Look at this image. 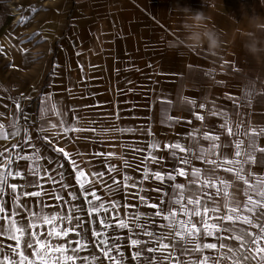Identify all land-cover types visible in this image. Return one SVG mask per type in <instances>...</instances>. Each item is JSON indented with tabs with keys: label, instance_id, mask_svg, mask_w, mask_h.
<instances>
[{
	"label": "crops",
	"instance_id": "obj_1",
	"mask_svg": "<svg viewBox=\"0 0 264 264\" xmlns=\"http://www.w3.org/2000/svg\"><path fill=\"white\" fill-rule=\"evenodd\" d=\"M48 6L39 13L45 42L34 51L40 55L37 67H31L30 58L24 61L21 77L6 72L0 63V123L5 129L23 123L17 103L36 123L69 121L82 130L69 134L78 137L74 142L61 140L60 146L74 155L82 153L76 158L83 161L81 167L89 179L94 172H104L105 180L109 176L122 180L130 175L138 187H144L141 195L154 198L151 202H156L158 194L149 189L157 182L143 181L145 170L168 171L172 166L203 170L209 167L206 162H212L217 167L236 168L237 177L219 171V179L231 176L235 181L243 167L251 179H264V158L260 153L257 156V149L264 146V134L256 138L254 146L253 137L246 134L264 129V0H54ZM197 14V22L218 37L214 48L206 39L199 46L186 39V25ZM192 100L196 103L189 102ZM198 105L204 107L200 109ZM197 112L205 117L204 121L196 118ZM176 118H181L179 124ZM186 120H191V124ZM227 128L233 129L232 136ZM209 131L221 139L205 140L203 134ZM18 139L0 140V152L10 149ZM177 141L188 149L187 154L176 150L179 160H188V165L171 159L170 151L163 147ZM241 142L243 146L237 149ZM153 143L161 146L155 153L164 158L160 165L145 160ZM216 144L221 147H214ZM237 150L243 153L239 163H235ZM96 152L115 155L96 157ZM9 154L16 153H5ZM251 156L256 157L255 163L249 160ZM224 158L234 163L225 165ZM41 164L52 167L46 161ZM64 164L72 172L71 177L66 173L65 180L71 187L60 194L69 204L46 196L48 213L67 214L73 204L86 206L75 172L67 160ZM110 165L117 172H109ZM176 182L188 183L182 177ZM44 187L54 191L59 185L49 182ZM94 187L105 202L119 201L121 207L110 221L113 224L117 223V216L131 225L137 211H154L136 198L137 188H126L113 197L101 183ZM69 193L78 194L80 199L71 201ZM31 199L35 202L37 198ZM115 231L129 234V229ZM8 243L13 242L0 237V244ZM124 251L127 255L129 250ZM203 255L211 258L209 264L220 255L224 258L219 259V264H232L226 252L208 250ZM195 258L184 255L185 260Z\"/></svg>",
	"mask_w": 264,
	"mask_h": 264
},
{
	"label": "snow or ice",
	"instance_id": "obj_2",
	"mask_svg": "<svg viewBox=\"0 0 264 264\" xmlns=\"http://www.w3.org/2000/svg\"><path fill=\"white\" fill-rule=\"evenodd\" d=\"M21 51L26 53L27 49ZM3 52L4 49L0 48V53ZM189 102L196 103L195 100ZM16 107L20 110L22 125L5 129L4 124L0 123V140L9 141L19 137L10 149L5 148L4 152H0V237L13 242L0 244V264H105V260L108 264H209L211 258L203 255L208 250L226 252L232 264H264V179H251V174L243 167L240 178L234 181L231 176L237 177L236 168H221L206 161L209 167L203 170L195 167L177 169L175 166L168 171L162 168L145 170L143 181L154 179L157 182L149 189L158 194L156 202H151L154 198L141 195L144 187H138L130 175H125L122 180L113 176L105 180L104 172H94L89 179V174L81 167L83 161L76 158L82 153L74 155L60 146L61 140L74 142L78 139L69 134L82 129L63 119L57 123L49 120L36 123L19 103ZM197 107L202 109L204 105ZM195 115L199 121H204L202 114L197 112ZM175 122L179 124L181 118H176ZM185 122L191 124V120ZM53 129L56 131L53 132ZM226 131L229 136L233 135L232 128ZM246 134L253 137L254 146L256 138L264 134V129H253ZM188 136L191 137L192 133H188ZM203 136L205 140L221 139L219 134L211 131ZM94 142L103 144L99 140ZM242 146L243 142L237 144L236 148ZM163 147L170 151L173 160H179L176 150L188 153V149L178 141ZM160 149V144L153 143L151 154L145 160L160 165L164 158L155 154ZM11 151L16 154L5 155ZM257 151L264 158V146ZM94 155L111 158L115 154L96 152ZM220 155L223 156V153ZM234 155L237 158L235 163H239L242 151L237 150ZM65 160L75 172L86 206L84 203L73 204L67 214L48 213L46 209L50 205L45 202L46 196H52L64 205L69 204L60 194L71 187L65 182L66 173L68 177L72 176V172L65 168ZM249 160L255 163L256 157L251 156ZM41 161H46L52 167L47 168ZM105 162L101 160V163ZM179 162L189 164L188 160ZM222 163L231 165L234 161L224 158ZM219 171L228 172L231 176L219 179ZM109 172H117V169L110 165ZM178 177L188 183L176 182ZM109 180L111 183H108ZM49 182L58 184L59 188L54 191L46 189L44 184ZM96 183H101L107 194L113 197L126 188H137L136 198L154 211H137L132 216L131 225L117 216V223L113 224L110 222L113 213L121 205L118 200L105 202L95 190ZM246 188L252 191L245 193ZM69 195L71 201L80 199L76 193ZM31 198L37 199L34 202ZM175 206H179V209ZM116 228L129 229V234L121 235L115 231ZM90 245L91 251L88 252ZM125 249L129 250L127 255ZM84 252L88 254L81 255ZM186 253L196 258L185 260ZM223 258L220 255L212 264H219V259Z\"/></svg>",
	"mask_w": 264,
	"mask_h": 264
},
{
	"label": "rangeland",
	"instance_id": "obj_3",
	"mask_svg": "<svg viewBox=\"0 0 264 264\" xmlns=\"http://www.w3.org/2000/svg\"><path fill=\"white\" fill-rule=\"evenodd\" d=\"M53 2L54 0H0V30L3 31L0 35V48L4 49L0 53V63L5 65L9 74L23 75V62H28L29 58L31 67H37L40 55L34 51L42 48L45 42L40 32L42 28L39 27V13L47 10L48 5ZM14 11L18 13L15 14ZM24 18L25 22L21 23ZM21 49H27V52L24 54ZM28 51L32 53L29 55ZM12 65L14 68L11 70Z\"/></svg>",
	"mask_w": 264,
	"mask_h": 264
},
{
	"label": "clouds",
	"instance_id": "obj_4",
	"mask_svg": "<svg viewBox=\"0 0 264 264\" xmlns=\"http://www.w3.org/2000/svg\"><path fill=\"white\" fill-rule=\"evenodd\" d=\"M199 19V14L195 18H193V22L186 25L185 31L187 32V40H192L194 42V46H199V43L202 41V39H206L209 47L214 48L218 43V37L216 34L207 29L206 26H204L201 23H198L197 20ZM198 29H203V31H200ZM173 46H176L175 44Z\"/></svg>",
	"mask_w": 264,
	"mask_h": 264
},
{
	"label": "bare ground",
	"instance_id": "obj_5",
	"mask_svg": "<svg viewBox=\"0 0 264 264\" xmlns=\"http://www.w3.org/2000/svg\"><path fill=\"white\" fill-rule=\"evenodd\" d=\"M14 13L16 14V13H18L17 11H14Z\"/></svg>",
	"mask_w": 264,
	"mask_h": 264
}]
</instances>
